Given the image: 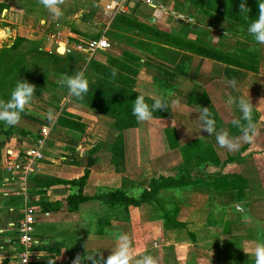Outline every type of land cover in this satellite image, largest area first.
I'll list each match as a JSON object with an SVG mask.
<instances>
[{"label": "crops", "instance_id": "1", "mask_svg": "<svg viewBox=\"0 0 264 264\" xmlns=\"http://www.w3.org/2000/svg\"><path fill=\"white\" fill-rule=\"evenodd\" d=\"M192 2L195 13L188 11ZM60 7L63 15L54 17L40 0H0L2 97L7 100L23 80L27 53L65 60L59 68L54 64L55 83L37 79L49 84L40 83L35 100L48 99L47 92L60 99L48 107L54 119L44 122L26 105L15 126L0 122V264L16 262L15 225L25 203L6 153L31 148L35 124L40 133L51 129L28 180L41 264H73L78 255L82 264H93L86 255L107 258L120 235L130 240V264L144 255L157 264H255V243L264 241V45L242 35L248 43L224 48L222 29L202 21L209 14L197 1L62 0ZM100 37L112 47L90 52V42ZM8 54L16 58L8 60ZM76 58L83 69L72 66ZM73 70L89 81L91 92L82 98L62 83ZM233 79L236 87L228 83ZM138 94L149 104L165 98L169 107L138 122L132 115ZM241 96L253 104L257 134L230 151L217 144L216 133L201 130L198 119L208 107L216 132L242 137L233 124L241 113L228 102ZM25 118L30 125H22ZM156 146H165L161 156ZM133 154L136 166L151 171L150 180L182 170L198 179L163 180L139 205L108 204L102 196L110 191L137 194L138 177L129 171ZM159 162L176 173L157 169ZM74 194L87 199L71 202Z\"/></svg>", "mask_w": 264, "mask_h": 264}, {"label": "clouds", "instance_id": "2", "mask_svg": "<svg viewBox=\"0 0 264 264\" xmlns=\"http://www.w3.org/2000/svg\"><path fill=\"white\" fill-rule=\"evenodd\" d=\"M40 3L48 9L54 16L63 15L60 7L62 0H40ZM258 16L252 20L247 27V32L258 45H264V0H258ZM241 11L249 12L246 7V0L240 5ZM41 23H44L42 20ZM113 76L116 75V70L113 69ZM62 83L67 87L69 93L77 98H82L89 90V81L83 71H78L74 75L64 76ZM232 87H236L235 79L228 81ZM36 87L27 80H18L15 87L11 91L10 97L5 100H0V122L6 126H15L21 120V114L25 111L26 105L30 104L34 99ZM230 104H235L241 113V120L246 121L242 124L241 120H234L233 124L240 128L242 137L233 138L227 131L216 132V121L208 107H204L200 111L199 121L201 130L209 135L216 133V142L221 148H227L230 151H236L240 147V140L250 143L253 141L256 133V128L253 123V104L250 99H245L243 96L236 98L230 97ZM165 107H169L165 98H157L153 103L149 104L145 96L138 94L132 106V115L138 122L150 121L154 118L153 114ZM49 120L54 119L53 113L49 112ZM131 243L127 235H120L115 249L111 250V254L105 258L100 255L96 258V253L86 255L87 260L93 264H130L132 260L130 254ZM255 255V264H264V241H257L253 249ZM84 257L77 256L73 264H82ZM51 264V262H50ZM135 264H157L156 260L151 255H144L135 261Z\"/></svg>", "mask_w": 264, "mask_h": 264}, {"label": "rangeland", "instance_id": "3", "mask_svg": "<svg viewBox=\"0 0 264 264\" xmlns=\"http://www.w3.org/2000/svg\"><path fill=\"white\" fill-rule=\"evenodd\" d=\"M237 1L242 3V0H218V2L210 10L209 16L208 17L204 16L202 18L203 19L202 21H204V23L206 22L205 24L207 26L211 25L217 29L218 28L220 30L222 29V33H221L220 37H222L223 42H226V45L224 48L228 47L230 50H231L230 47H232V45L243 46L244 43H248V41H245V39L242 38V35H245L247 39L249 38V40H254L252 38V36L248 34L247 28L246 29L244 28L245 30H242L238 27V24H235L236 20L234 19V15H236V12H237L235 10V7L237 6L236 5ZM252 1L253 0H246V4H248V6L251 7ZM190 4H192V7L190 9H188V11H190V13H192L195 11V5L196 4H195V2H192ZM199 7L202 9L201 5H199ZM205 9L206 8L204 7V10ZM246 18H247V15H246ZM251 22H252V20H251ZM230 29H232L231 30L232 32L230 31ZM239 36H241V37H239ZM15 56H16L15 54H8L7 58H8V60H12V59L16 58ZM26 57L30 62L27 66L28 68L24 69L25 71L23 74H21V77L23 80H27L29 83L34 84L35 87L38 89H40V83L42 81H40V83H39V81L37 79H40V80L47 79V80L55 83L56 75H54L55 74L54 64H56V66L58 64H60V65L65 64V60L61 61L58 59H57L58 61H56V63H54L55 62L54 58L52 60L48 59L47 58L48 56L45 55L43 52L27 53ZM82 62L83 61L81 60V58L80 59L76 58V60L73 61L72 66L74 68L79 66L80 68L82 67V69H83V66L81 65ZM64 67H66V66H64ZM61 68H63V67H61ZM70 73H71V75H74L76 73V70L70 71ZM15 84H16V82H15ZM41 84L47 85V84H49V82H43ZM43 91H45V90H43ZM46 92H47V90H46ZM46 95L48 96L47 97L48 99H44V98L43 99H37V100L34 99L35 100L34 103L32 102L31 104H28V107H30L35 113L38 114V112H39L40 114H38V115L40 117L45 118V119H42L44 122H46L45 120L49 119L48 118V116H49V112H48L49 108L48 107H51L54 104V102L60 100L59 97H53L54 95L52 96L49 92H47ZM60 104H62V101ZM30 121L32 122L31 119L25 118V119H23V122H22L23 124L22 123L21 124L22 125H30ZM34 126H35V128H33V131H35L37 134L35 136V139L30 142V145L33 144L35 142V140H37V138L39 137V133H40L38 129L41 128V125L35 124ZM159 134H161V133L159 132ZM31 137L34 138V136H31ZM159 137H160V135H159ZM164 148H165V146H156L154 153L156 155H160ZM160 156H157V157H160ZM176 156L177 155H175L174 157H176ZM158 159L159 158H157V160ZM167 159L169 161V158H167ZM136 163L137 162H136L135 156L133 154L131 157L130 165H129V171L131 170V173L136 174L135 177H138L137 178L138 180H137L135 185L137 187H139L138 188L139 190L137 191V194H139L142 187H144V186L146 187L147 185H149V182H150L149 176H151V171L148 170L147 168H144V167L141 168L139 166H136ZM166 163L168 165L172 166L170 161L166 162ZM158 166H160V167H157V169H161V167H162L161 171L163 172V170H164V173H172V174L176 173V169H173V168H170L171 170L163 169L161 162L158 163Z\"/></svg>", "mask_w": 264, "mask_h": 264}, {"label": "built area", "instance_id": "4", "mask_svg": "<svg viewBox=\"0 0 264 264\" xmlns=\"http://www.w3.org/2000/svg\"><path fill=\"white\" fill-rule=\"evenodd\" d=\"M112 42L100 37L93 39L89 44L90 52L100 49H109ZM50 127L41 130L35 144L24 153L8 151L6 153L7 169L18 178L20 183L19 194L24 197V208L16 220V230L18 232L19 252L16 255L15 264H41L37 253L39 240L35 235L36 208L32 204L29 189V175L36 170L37 160L43 157V149L50 136Z\"/></svg>", "mask_w": 264, "mask_h": 264}, {"label": "trees", "instance_id": "5", "mask_svg": "<svg viewBox=\"0 0 264 264\" xmlns=\"http://www.w3.org/2000/svg\"><path fill=\"white\" fill-rule=\"evenodd\" d=\"M191 1H197V4L201 5L203 10L205 7L206 9L204 10V12L206 14H210V10L218 2V0H191ZM242 2H244V0H242ZM236 5L237 6L235 7V10L237 12H236V15H234V19L236 20V23L238 24L240 29L245 28L244 26L248 27L251 20L255 19L258 16V11H259L258 1L253 0L251 7L248 6V4H246V7L248 9H250L249 12L241 11V9H240L241 3L239 1L236 2ZM246 15H247V18H246ZM13 83L14 82H11L10 86H13L12 85ZM88 91H90V90H88ZM0 100L6 101V98H4L0 95ZM108 104H109V102H108ZM21 116H22V114H21ZM117 116H119L118 121H117V126L120 127L123 124L124 119L121 116V114L117 115ZM209 176H211V175H209ZM196 179H198V178L193 177V174L191 173L190 170H187V171L182 170V173H180L178 175L170 176V177H167V176L161 174L158 177H153L150 180L149 186L148 187H145V186L142 187L139 194H132L128 190H125V189H117V190H113V191H110V192L104 194L102 196V198L105 200V202H107L108 204H111V205H123V206H129L132 204L139 205V204L147 201L149 198L154 196L153 192L158 188L160 182H162L163 180L167 181V182H171V181L177 182L178 180H180V182L186 181V182L192 183ZM86 199L87 198L81 197V195H78V194H74V196L70 197V201L76 202V203L83 201V200H86Z\"/></svg>", "mask_w": 264, "mask_h": 264}]
</instances>
